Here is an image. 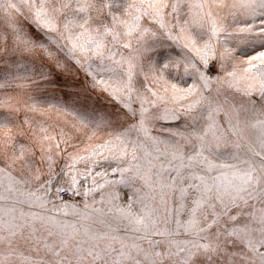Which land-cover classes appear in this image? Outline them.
Returning a JSON list of instances; mask_svg holds the SVG:
<instances>
[{
    "label": "snow or ice",
    "instance_id": "snow-or-ice-1",
    "mask_svg": "<svg viewBox=\"0 0 264 264\" xmlns=\"http://www.w3.org/2000/svg\"><path fill=\"white\" fill-rule=\"evenodd\" d=\"M0 264H264V0H0Z\"/></svg>",
    "mask_w": 264,
    "mask_h": 264
}]
</instances>
